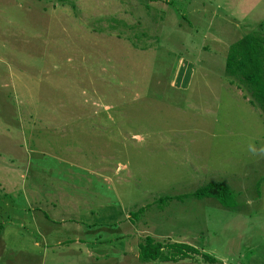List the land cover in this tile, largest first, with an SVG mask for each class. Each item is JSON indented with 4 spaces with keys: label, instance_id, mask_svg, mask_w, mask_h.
Returning a JSON list of instances; mask_svg holds the SVG:
<instances>
[{
    "label": "rangeland",
    "instance_id": "374dc122",
    "mask_svg": "<svg viewBox=\"0 0 264 264\" xmlns=\"http://www.w3.org/2000/svg\"><path fill=\"white\" fill-rule=\"evenodd\" d=\"M253 34L264 0H0V264H264V116L224 74ZM72 217L102 244H56Z\"/></svg>",
    "mask_w": 264,
    "mask_h": 264
},
{
    "label": "trees",
    "instance_id": "16d2710c",
    "mask_svg": "<svg viewBox=\"0 0 264 264\" xmlns=\"http://www.w3.org/2000/svg\"><path fill=\"white\" fill-rule=\"evenodd\" d=\"M224 74L245 90L250 102L264 116V36L244 35L233 42L225 59ZM190 195L195 199L213 198L224 208L235 206L232 194L216 184L204 185ZM194 254L211 260L187 243H161L150 235L145 236L137 245V258L142 261L176 262Z\"/></svg>",
    "mask_w": 264,
    "mask_h": 264
},
{
    "label": "crops",
    "instance_id": "0c3cea01",
    "mask_svg": "<svg viewBox=\"0 0 264 264\" xmlns=\"http://www.w3.org/2000/svg\"><path fill=\"white\" fill-rule=\"evenodd\" d=\"M69 200H71V202L69 203L68 207H66V208L68 210H72V212L75 209V211L77 213L79 211L77 207H79V206H78V203L74 204L77 201V198L76 197H73L72 199H69ZM34 203H36V202H34ZM51 208L55 211V217L58 219L61 216L59 214V212H58V208L59 207H57L56 205H53ZM83 212L92 215V213H89L86 210H83ZM37 213H38V215H36V216L31 215L29 217V220H30L31 223H35V222L38 221L39 218H41L40 211H37ZM67 221L70 224H72V226H74L76 228V230H73L75 234L72 235V236L75 237L76 235H79L80 237L78 239H76V238H72V239L70 238L69 239V238L63 237L61 240H59V241L57 240L56 241V244L60 245V244H63V243H87L89 247L90 246H96L97 244L98 245L102 244V240L101 239L98 240L97 237L96 238H93V240H91L90 238H88L89 235L87 234L88 233L87 227L89 225H93V223H95L94 222L95 220H89V219L81 220L78 217H72V218H67ZM84 223L86 224L87 227H84V225H83ZM2 229L3 228H1V230ZM0 233H1V231H0ZM67 237H69V236H67ZM37 244L38 243H35V245H37Z\"/></svg>",
    "mask_w": 264,
    "mask_h": 264
},
{
    "label": "clouds",
    "instance_id": "9594fccd",
    "mask_svg": "<svg viewBox=\"0 0 264 264\" xmlns=\"http://www.w3.org/2000/svg\"><path fill=\"white\" fill-rule=\"evenodd\" d=\"M249 151L252 152L254 155H260L264 157V147H261L259 150H257L254 145L250 144Z\"/></svg>",
    "mask_w": 264,
    "mask_h": 264
}]
</instances>
